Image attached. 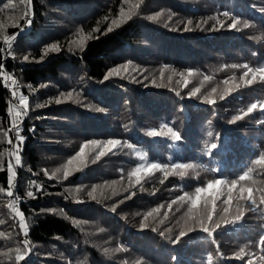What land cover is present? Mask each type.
Segmentation results:
<instances>
[{
  "label": "trees",
  "instance_id": "trees-1",
  "mask_svg": "<svg viewBox=\"0 0 264 264\" xmlns=\"http://www.w3.org/2000/svg\"><path fill=\"white\" fill-rule=\"evenodd\" d=\"M245 64L264 67V0H0V264H264V79ZM8 72L29 97L19 163ZM213 180L215 211L193 208Z\"/></svg>",
  "mask_w": 264,
  "mask_h": 264
},
{
  "label": "snow or ice",
  "instance_id": "snow-or-ice-1",
  "mask_svg": "<svg viewBox=\"0 0 264 264\" xmlns=\"http://www.w3.org/2000/svg\"><path fill=\"white\" fill-rule=\"evenodd\" d=\"M28 3L30 4V3H31V0H28ZM225 14L227 15V13H225ZM27 15H28V14H26V18H27ZM29 23H30V20H29ZM221 27H223V25H221ZM230 27H232V28L235 27V21L230 25ZM6 39H13V37H9V38H6ZM27 59H28V58L25 57V60H27ZM233 67H237V66H236V65H233ZM243 67L246 69V71L243 73V77H247V76H249V74L252 75V79H251V80H248V81H247L248 83H252V81L255 80V79L257 78V76H259L261 79H264V67H256V68H252V67H249L247 64L243 65ZM243 77H242V78H243ZM206 79H207V77H206ZM226 83H227V82H226ZM198 91H199V89H196L194 92H192V95H195L196 92H198ZM213 91H215V89H213ZM20 103H21V104H26V100L21 99ZM208 103L211 105V104L214 103V101H212V100H208ZM257 107H258L257 104H252V105L250 106V108H249L247 111L250 113V112H252L253 110L257 109ZM260 108H261V109H264V104H261V105H260ZM168 131H169V132H172V129L169 128ZM160 134H161V133L158 132V131H152V132L150 133V135H151V136H154V137H155V136H159ZM173 135L176 136V139H177V140L180 139L179 135H177L176 133H173ZM20 139H22V138H20ZM118 144H119V141H115V140H113V141H109V142H108V145H109L110 147H113V148L116 147ZM129 147H130V145H129ZM216 147H217V145H216L215 143H213V144L211 145V149H212V150H214ZM101 154H103V153H101ZM80 155H81V157L84 155V148H81V150H80ZM16 162L19 163V162H20L19 159H17ZM69 163H72V161H69ZM255 163L260 164V165H264V154L260 155V158H259L257 161H255ZM176 167H178V168H190V167H192V165H191V164H186V165H185V164H181V165H176ZM160 168H161V165H160V164H158V163H152V164H150V165L148 166L147 171L151 172V171L154 170V169H155V170H158V169H160ZM140 172H141V168H137V169L131 174V175L137 176V178H138L137 182H139V175H140ZM247 179H249L248 172H245L243 175H241V176L239 177V180H241V181H245V180H247ZM223 183H224V182H223L222 180H213L211 183H209V184L207 185V188H203V187H201V188H197V189H196V195H195V197L191 199L192 207L195 208V207L198 205V203L200 202L202 196H204V195H208V196L211 197V199H212L213 211H215V204H216V200H217V198H218L219 186H220L221 184H223ZM236 187H237V181H236V180L231 181V186H230L229 189H228V193H229V194H228V198H227V200L224 201V203H226V204L231 203V201H232V199H233V197H232V192H233V190H234ZM240 193H241V195H240V199H246L247 201L250 202V203H249V208H250L251 210H252L253 208H254L255 210H258V206L256 205V200H255V198H254V190H253L252 188H241V189H240ZM245 193L247 194L246 196L244 195ZM8 195L11 196V195H12V192L9 191V192H8ZM28 195H29V196H32V193L29 192ZM183 199H184V198L181 197V200H183ZM260 203H261V204H264V195H262V196L260 197ZM169 207H171V205H169ZM224 211L227 212L228 209L225 208ZM149 215H151V213H150ZM242 216H243V213H241V215L238 216L236 219H237V220H240V219L242 218ZM207 219H208L209 221L212 220V213H211V212L208 213V217H207ZM217 227H219V225H217ZM201 228H202V230H203L204 232L209 233V228H208L207 226H204L203 222H201ZM184 235H185V233H183V232L180 233V236H181V237H183ZM178 239H179V238H178ZM260 243H261L262 246H264V240L260 241ZM23 258H24V257H21L20 259H23Z\"/></svg>",
  "mask_w": 264,
  "mask_h": 264
},
{
  "label": "built area",
  "instance_id": "built-area-1",
  "mask_svg": "<svg viewBox=\"0 0 264 264\" xmlns=\"http://www.w3.org/2000/svg\"><path fill=\"white\" fill-rule=\"evenodd\" d=\"M10 79L13 81H11L13 85H10ZM5 83L10 93V116L13 133L15 136L24 137L25 129L23 126V117L27 116V111H25L26 109L23 107V104L19 102V99L26 100V104H28L29 97L26 95L18 96V92L21 91V85L17 77L13 76L12 73L8 72L5 74ZM20 148L22 149V145H20ZM9 151L12 153L13 145L10 146Z\"/></svg>",
  "mask_w": 264,
  "mask_h": 264
},
{
  "label": "rangeland",
  "instance_id": "rangeland-1",
  "mask_svg": "<svg viewBox=\"0 0 264 264\" xmlns=\"http://www.w3.org/2000/svg\"><path fill=\"white\" fill-rule=\"evenodd\" d=\"M30 18H28V20H29ZM27 20V21H28ZM27 30V29H26ZM11 41V39H7L6 41H5V46H7V47H5V51H6V53H7V55L9 54V51H11V48L10 47H8V45H9V42ZM10 48V49H9ZM7 49V50H6ZM12 80L10 79V85H13L12 84V82H11ZM21 95H23L22 93H21V91H19L18 92V96L20 97ZM21 101V99H19V102ZM29 103V102H28ZM28 106V104H23V107H25V109L27 108V106ZM25 111H27V109L25 110ZM12 127V126H11ZM12 131H13V129H12ZM13 135H14V133H13ZM20 138H22V139H20ZM23 138L24 137H19V136H15L14 135V139H13V142L11 143V146L13 145V151H12V153H10V151H9V153H10V155L12 156V159H13V162H15L16 161V159H17V156H19V152L21 151V148H20V145H23ZM10 148V147H9Z\"/></svg>",
  "mask_w": 264,
  "mask_h": 264
},
{
  "label": "water",
  "instance_id": "water-1",
  "mask_svg": "<svg viewBox=\"0 0 264 264\" xmlns=\"http://www.w3.org/2000/svg\"><path fill=\"white\" fill-rule=\"evenodd\" d=\"M30 20V19H29ZM29 20L26 22L25 25H23V27L13 36V38L18 35V34H21L22 32H24L26 29H28L30 23H29ZM12 40V39H11ZM6 47V46H5ZM7 50V49H6Z\"/></svg>",
  "mask_w": 264,
  "mask_h": 264
},
{
  "label": "bare ground",
  "instance_id": "bare-ground-1",
  "mask_svg": "<svg viewBox=\"0 0 264 264\" xmlns=\"http://www.w3.org/2000/svg\"><path fill=\"white\" fill-rule=\"evenodd\" d=\"M248 7V6H247ZM246 18V17H245ZM259 24V23H258ZM248 27V26H247ZM261 28V27H260ZM218 31V30H217ZM213 93V92H212ZM222 93V92H221ZM215 94V93H214ZM188 216H189V214H188ZM159 222V221H158ZM160 222H161V220H160ZM167 222V221H166ZM167 225H169V224H167ZM166 231V230H165Z\"/></svg>",
  "mask_w": 264,
  "mask_h": 264
}]
</instances>
